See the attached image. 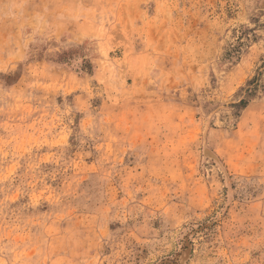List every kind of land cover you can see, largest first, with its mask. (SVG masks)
Masks as SVG:
<instances>
[{
  "label": "rangeland",
  "instance_id": "rangeland-1",
  "mask_svg": "<svg viewBox=\"0 0 264 264\" xmlns=\"http://www.w3.org/2000/svg\"><path fill=\"white\" fill-rule=\"evenodd\" d=\"M0 264H264V0H0Z\"/></svg>",
  "mask_w": 264,
  "mask_h": 264
}]
</instances>
